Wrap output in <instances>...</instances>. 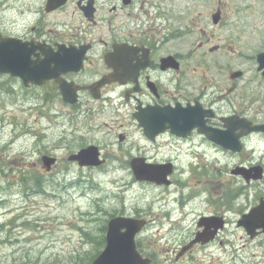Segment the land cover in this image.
Listing matches in <instances>:
<instances>
[{"label": "flooded vegetation", "instance_id": "obj_1", "mask_svg": "<svg viewBox=\"0 0 264 264\" xmlns=\"http://www.w3.org/2000/svg\"><path fill=\"white\" fill-rule=\"evenodd\" d=\"M229 2L203 13L202 0H0V43L22 48L28 81L0 72L1 163L7 126L10 139L15 132L7 106L16 102L44 118L40 110L55 102L78 114L95 105L121 110L142 142L121 151L120 166L158 195L149 210L123 209L108 223L144 221L135 243L149 264H217L208 251L235 234L256 242L264 264V20L233 19ZM62 58L78 69L60 68ZM46 68L59 73L74 104L57 79L33 82ZM119 141L128 142L126 133ZM99 150L101 166L80 168L105 169L109 158ZM133 162L153 181L138 180Z\"/></svg>", "mask_w": 264, "mask_h": 264}, {"label": "rangeland", "instance_id": "obj_2", "mask_svg": "<svg viewBox=\"0 0 264 264\" xmlns=\"http://www.w3.org/2000/svg\"><path fill=\"white\" fill-rule=\"evenodd\" d=\"M202 2L203 13L218 7L216 0ZM228 9L237 12L231 14L233 19L264 20V0H230ZM7 107L15 113V132L10 139L7 126L10 147L7 160H0V264H88L104 249L103 230L111 215L123 209L129 215L149 210L158 195L151 186L133 184L131 173L120 166L121 151L142 142L135 125L123 118L121 110L96 105L87 115L86 107L82 108L86 113L78 114L55 102L40 110L46 111V118L27 111L24 103ZM123 133L128 136L125 144L119 141ZM89 145L106 153L105 169L80 168L68 161ZM3 152L0 146L2 158ZM43 155L58 159L51 172L42 167ZM227 241L208 251L217 264L259 262L262 249L247 236L229 235ZM158 251L162 253L163 247Z\"/></svg>", "mask_w": 264, "mask_h": 264}, {"label": "water", "instance_id": "obj_3", "mask_svg": "<svg viewBox=\"0 0 264 264\" xmlns=\"http://www.w3.org/2000/svg\"><path fill=\"white\" fill-rule=\"evenodd\" d=\"M21 50L22 48H20L19 44H16L12 40H5L0 43V72H11L14 75L22 77L25 80V83L28 84V81L26 80L27 75L23 70L24 59L18 55ZM75 62L77 61L73 58H62L60 59L58 66L66 70H77L78 67L74 66ZM258 62L260 64V68L264 69V53L258 56ZM29 76L31 78H36L37 74L32 71ZM40 76V81L33 80V82L43 84L46 80H50L52 78L59 81V73L51 72L49 68L43 70ZM59 83L62 87V93L65 100L74 104L76 102V98L68 97L69 90L61 81H59ZM121 141H123V138ZM99 157V149L95 146H89L82 149L79 153L71 155L69 160L77 162L81 167H98L103 163ZM43 161L47 171H49L52 165L56 162L55 159L49 157L43 158ZM133 168L134 174L138 180L153 181L151 171L138 169L134 166V162ZM143 225L144 221L142 220L121 217L112 219L108 224L107 246L92 264H149L148 261L143 260L137 251L135 244V235L143 227ZM124 229L126 232H122ZM144 261H146V263H144Z\"/></svg>", "mask_w": 264, "mask_h": 264}]
</instances>
